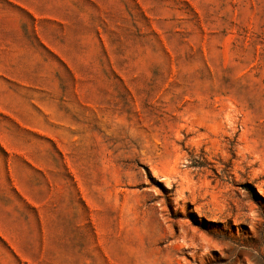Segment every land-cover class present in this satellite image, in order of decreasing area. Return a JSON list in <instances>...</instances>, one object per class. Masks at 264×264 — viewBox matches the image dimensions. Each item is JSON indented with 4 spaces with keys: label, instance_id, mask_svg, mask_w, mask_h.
Returning <instances> with one entry per match:
<instances>
[{
    "label": "rangeland",
    "instance_id": "1",
    "mask_svg": "<svg viewBox=\"0 0 264 264\" xmlns=\"http://www.w3.org/2000/svg\"><path fill=\"white\" fill-rule=\"evenodd\" d=\"M0 264H264V0H0Z\"/></svg>",
    "mask_w": 264,
    "mask_h": 264
},
{
    "label": "trees",
    "instance_id": "2",
    "mask_svg": "<svg viewBox=\"0 0 264 264\" xmlns=\"http://www.w3.org/2000/svg\"><path fill=\"white\" fill-rule=\"evenodd\" d=\"M244 188H246L249 192L254 193V190L252 189L251 185L244 184Z\"/></svg>",
    "mask_w": 264,
    "mask_h": 264
}]
</instances>
